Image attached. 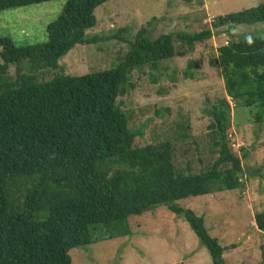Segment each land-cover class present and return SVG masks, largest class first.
<instances>
[{
	"label": "trees",
	"instance_id": "16d2710c",
	"mask_svg": "<svg viewBox=\"0 0 264 264\" xmlns=\"http://www.w3.org/2000/svg\"><path fill=\"white\" fill-rule=\"evenodd\" d=\"M49 1L0 0V12ZM109 1L66 0L44 44L18 46L0 37V264H72L70 251L93 244L98 227L113 238L131 218L163 206L190 224L212 264H226L204 217L177 203L244 187L246 170L228 134L230 101L225 98L211 112L216 136L209 146L217 157L198 170L204 157L181 151L170 137L136 145L142 132L133 130L134 115L119 99L135 70H159L179 55L176 42L193 50L217 32L231 37L211 62L222 68L227 97L236 107L259 106L257 119L264 122V34L233 35L239 26L264 23V4L218 17L194 33L154 39L142 28L116 67L39 81L36 73L58 69L77 45L96 43L87 31L97 25L96 9ZM189 66L185 76L193 77L195 64ZM189 136V126L181 124L175 138L186 143ZM254 220L264 233V211Z\"/></svg>",
	"mask_w": 264,
	"mask_h": 264
},
{
	"label": "rangeland",
	"instance_id": "374dc122",
	"mask_svg": "<svg viewBox=\"0 0 264 264\" xmlns=\"http://www.w3.org/2000/svg\"><path fill=\"white\" fill-rule=\"evenodd\" d=\"M65 4L66 0H53L1 11L0 37L11 38L18 46L46 43L47 27ZM262 4L264 0H111L96 9L97 25L87 31L96 43L77 45L62 57L58 69L36 75L39 81H50L62 74L82 76L110 70L121 62L142 28L154 39L166 33H194L212 27L218 17ZM243 33L262 35L264 23L239 26L233 35L237 39ZM230 38L215 32L211 40L193 50L176 42L179 55L161 63L159 70H135L129 91L119 103L134 115L133 130L142 132L136 145L170 137L181 151L189 149L195 159L204 157L199 170L217 157L209 146L210 138L216 136L210 129L211 112L225 98L230 101L228 134L246 170L244 187L189 197L177 204L204 217L210 235L224 250L226 264H264V233L254 220L257 212L264 211V122L257 119L259 106L236 107L226 95L222 68L211 64L218 60V48ZM190 62L195 64L193 77H186ZM9 75L17 78L16 66L10 67ZM181 124L189 126L186 143L175 138ZM177 163L180 168L185 165L180 151ZM121 228L123 231H114L116 235L109 238L110 233L98 227L93 244L70 251L72 264H212L209 251L190 224L165 206L133 217Z\"/></svg>",
	"mask_w": 264,
	"mask_h": 264
}]
</instances>
